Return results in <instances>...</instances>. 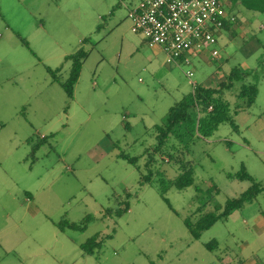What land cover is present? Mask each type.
<instances>
[{"label": "rangeland", "instance_id": "obj_1", "mask_svg": "<svg viewBox=\"0 0 264 264\" xmlns=\"http://www.w3.org/2000/svg\"><path fill=\"white\" fill-rule=\"evenodd\" d=\"M141 1L0 0V264H264V192L198 241L185 225L247 191L252 181L236 178L242 170L264 184V15L236 7L239 18L262 20L255 16L246 42L224 33L216 60L170 65L148 46L150 67L130 45L138 36L127 7ZM81 49L87 58L70 99L47 68L67 81L66 58ZM234 69L258 88L250 107L238 97L242 81L222 97L238 130L223 121L210 136L171 137L155 152L169 110ZM148 169L152 182L142 184ZM188 169L194 185L168 189L171 209L160 189ZM88 217L83 231L56 226ZM97 235L102 247L85 255L80 244ZM212 241L216 252L206 248Z\"/></svg>", "mask_w": 264, "mask_h": 264}, {"label": "trees", "instance_id": "obj_2", "mask_svg": "<svg viewBox=\"0 0 264 264\" xmlns=\"http://www.w3.org/2000/svg\"><path fill=\"white\" fill-rule=\"evenodd\" d=\"M230 2L233 7L241 5L249 11L264 15V0H230ZM18 37L24 45L28 46V42L24 41L20 35H18ZM86 58L87 53L84 49H81L76 54L66 58L67 61L72 62V68L70 77L65 82L60 81L58 76V73L60 72L59 70H52L49 67L47 68L53 82L61 83L70 99L74 98V89L79 81L83 68V62ZM248 75V73H243L239 71V69H234L228 76L225 77V81L221 82L215 88H206L202 85L196 86L194 92L173 106L165 116L163 122L156 126L157 146L155 147V152H162L168 139L171 137L182 141V139H185L187 136V138H190L193 141L195 138L210 136L223 121L231 122L234 129L238 130V127L234 124L232 117L229 116L228 104L222 100V97L225 92L231 91L234 88L235 81L239 80L243 82V85L238 97L240 99H248L247 106H252L257 98L258 88L256 85H247L244 83L245 79L248 78ZM211 107L212 110H210ZM182 130L185 131L184 135H181ZM46 139L47 138H43L42 140L44 141ZM38 148L39 146L37 145L33 146L31 151L32 154L35 153ZM119 158L125 160L131 165H137L139 160L136 157H130L124 153H121ZM150 162L149 166L151 164ZM149 166L147 165V168ZM230 176L233 177V175ZM236 178L239 180L249 179L252 181V186L239 197L229 199L224 207H219L216 211L206 214L198 221L192 222L190 219L185 220V225L189 229L194 240H200L203 232L210 230L216 223L227 220L231 214L239 209H242L246 204L255 201L258 196L264 192V184L255 181L247 172H245V170L239 172L236 175ZM152 179L153 173L149 170L148 175H144L142 177L141 183H151ZM193 185V171L192 169H188L176 180L172 181L171 184L168 185V188L161 187L160 191L166 204L173 209L170 200L166 197L168 189L175 187L179 190H183ZM130 196V194L127 195L128 199ZM129 208L130 205L127 201V203H125V208L118 209L115 215L117 214V216H121L123 212L128 211ZM111 211L112 210L110 209H107L106 211V214H108L109 217L114 215V211ZM90 222L91 218L88 217L80 224L60 222L56 223V226L62 232L65 231V225L75 231H83L87 229ZM79 247L85 255L92 256L95 254L97 249L102 247L101 237L99 235L92 237L86 242L81 243ZM206 248L210 252H216L220 249V245L218 242L212 241L206 244Z\"/></svg>", "mask_w": 264, "mask_h": 264}, {"label": "built area", "instance_id": "obj_3", "mask_svg": "<svg viewBox=\"0 0 264 264\" xmlns=\"http://www.w3.org/2000/svg\"><path fill=\"white\" fill-rule=\"evenodd\" d=\"M128 19L133 33L177 66L192 65L193 57L218 59L219 38L238 23L230 0H144L128 9Z\"/></svg>", "mask_w": 264, "mask_h": 264}, {"label": "crops", "instance_id": "obj_4", "mask_svg": "<svg viewBox=\"0 0 264 264\" xmlns=\"http://www.w3.org/2000/svg\"><path fill=\"white\" fill-rule=\"evenodd\" d=\"M142 1H144V0H142ZM141 1V2H142ZM139 4V3H138ZM137 5V4H136ZM133 6H135V5H133ZM238 9L240 8V7H243V6H236ZM236 7H233V9H235ZM129 8H131V7H127V9H129ZM109 9H111L110 8V6H109ZM87 11V12H86ZM88 11L89 10H87V9H84L83 10V12L82 13H84V15L86 16V18H88ZM93 11H95V10H93ZM109 11V10H108ZM235 13H236V11H235ZM241 13V12H240ZM99 16H98V18L100 17V14H98ZM236 15H237V13H236ZM238 16V15H237ZM255 16H257L258 18H260L261 16L260 15H258V14H256ZM254 15H252V16H245L243 19H241V18H239L238 17V23L237 24H235V25H233V26H231L230 27V29H229V31L230 32H228V33H226L225 32V34H229L228 35V38L230 39V40H232L233 38H238V37H241V38H243L244 40L246 39V38H248L249 37V35H251V31H252V27H253V22L257 19L256 17H255ZM260 16V17H259ZM127 17H128V15H127ZM263 18V17H262ZM261 19V18H260ZM262 20V19H261ZM261 22H263V21H261ZM97 24V23H96ZM95 24V25H96ZM262 25H264L263 23H261ZM100 28V27H99ZM99 28H98V30H99ZM135 34V33H134ZM138 37H137V39H130L131 41V43L132 44H130V45H133L134 44V46L136 47V49H137V52H142V54L147 58V60H148V62L150 63V67L152 66V63L154 62L153 61V56H151V55H155V56H158V55H160V54H165L164 52H163V50L160 48V47H158V46H156V47H150L149 45H148V43L145 41V39L141 36V35H138V34H136ZM245 42H246V40H245ZM148 46H149V48L152 50V52H153V54L152 53H150V54H148ZM209 58V57H208ZM210 59V58H209ZM167 61V60H166ZM211 62H209V64H210ZM219 70L221 69V68H218ZM224 78H225V76H223ZM221 78H222V76H220V77H218V81H215V82H211V83H206V82H204V84H203V86L204 87H206V88H215V87H217L220 83H221V81H219V80H221ZM206 83V84H205ZM43 138H46V137H43Z\"/></svg>", "mask_w": 264, "mask_h": 264}]
</instances>
